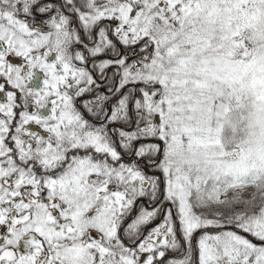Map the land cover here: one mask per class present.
Returning <instances> with one entry per match:
<instances>
[{"label":"snow or ice","instance_id":"1","mask_svg":"<svg viewBox=\"0 0 264 264\" xmlns=\"http://www.w3.org/2000/svg\"><path fill=\"white\" fill-rule=\"evenodd\" d=\"M0 264H264V0H0Z\"/></svg>","mask_w":264,"mask_h":264}]
</instances>
